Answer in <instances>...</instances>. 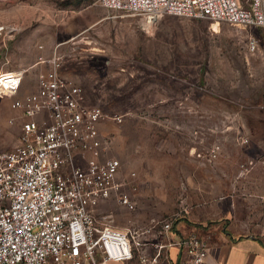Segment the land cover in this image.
I'll return each mask as SVG.
<instances>
[{"label":"rangeland","instance_id":"374dc122","mask_svg":"<svg viewBox=\"0 0 264 264\" xmlns=\"http://www.w3.org/2000/svg\"><path fill=\"white\" fill-rule=\"evenodd\" d=\"M0 24L8 28L1 66L26 68L19 94L47 67L34 64L36 54L57 52L61 73L82 86L87 104L122 114L99 124L135 205L113 195L99 203V216L120 228L179 218L264 238V169L254 168L264 161V120L256 121L264 115V28L170 13L148 22L96 0H0ZM23 119L0 98V149L19 142ZM73 160L86 162L75 150ZM167 258L166 251L158 264Z\"/></svg>","mask_w":264,"mask_h":264},{"label":"built area","instance_id":"2783aa9c","mask_svg":"<svg viewBox=\"0 0 264 264\" xmlns=\"http://www.w3.org/2000/svg\"><path fill=\"white\" fill-rule=\"evenodd\" d=\"M96 2L131 15L170 13L264 28V0ZM7 31L0 24V34ZM247 47H257L254 36ZM61 57L57 52L36 54L34 64L47 67L38 72L35 88L24 94L19 92L26 68L0 64V98H9L24 116L19 142L0 149V264H109L134 257L138 264H158L174 242L152 236L168 231L171 218H153L144 228H120L97 214L99 203L113 195L128 209L135 205L121 189V160L107 155L109 138L99 124L120 122L122 114L87 104L82 86L61 73ZM73 150L86 158L84 166L74 163ZM177 244L185 256L176 264H217L207 259L206 239L190 233Z\"/></svg>","mask_w":264,"mask_h":264},{"label":"crops","instance_id":"0c3cea01","mask_svg":"<svg viewBox=\"0 0 264 264\" xmlns=\"http://www.w3.org/2000/svg\"><path fill=\"white\" fill-rule=\"evenodd\" d=\"M261 120H264V115L258 114L256 121L260 122ZM254 168L263 170L264 161L255 163ZM193 223L190 219L188 221L178 218L168 231L156 239L164 243L174 242L166 247L169 264H176L178 260L185 256V252L177 242L182 236L190 233L209 241L211 247L209 253H207V259L210 262L217 264H264V238L242 235L238 231L222 228V231L218 232L204 226L196 228ZM121 263V261H111L109 264Z\"/></svg>","mask_w":264,"mask_h":264},{"label":"bare ground","instance_id":"6f19581e","mask_svg":"<svg viewBox=\"0 0 264 264\" xmlns=\"http://www.w3.org/2000/svg\"><path fill=\"white\" fill-rule=\"evenodd\" d=\"M155 18H152V17H147V21H153Z\"/></svg>","mask_w":264,"mask_h":264}]
</instances>
